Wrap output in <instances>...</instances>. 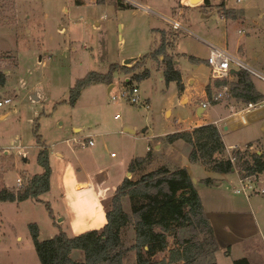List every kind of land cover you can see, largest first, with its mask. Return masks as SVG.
I'll use <instances>...</instances> for the list:
<instances>
[{
    "label": "rangeland",
    "instance_id": "rangeland-1",
    "mask_svg": "<svg viewBox=\"0 0 264 264\" xmlns=\"http://www.w3.org/2000/svg\"><path fill=\"white\" fill-rule=\"evenodd\" d=\"M137 1L153 12L137 6L122 7L118 0H0V72L6 74L0 99L11 98L10 103L0 106V189H17V178L22 177L25 184L43 172L39 162L43 147L50 151L51 166V188L40 195V200H0V264H41L32 224L38 227L41 241L61 231L73 237L90 229L102 230L112 196L129 175L130 163L148 157L129 177L138 179L164 165L186 167L207 206L220 202L228 208L230 202L247 195L250 202L244 200L242 205L250 213L236 214L232 219L226 214L224 219L237 229L242 223L253 228L251 214H256L264 232V172L252 175L254 181H247L250 187L243 192V164L235 167L240 176L234 171L214 172L190 160V144L161 139L214 122L228 147L225 157L244 154L245 150L244 158L251 162L258 150L264 156V119L240 122L234 112L247 104L231 93L236 78H224L228 86L216 88L207 61V43L226 48L254 69L252 82L264 94V0H209L210 5L204 0L194 4L185 0L184 5L181 0ZM158 14L180 21L188 32L175 29ZM160 39H166L167 53L178 63L184 90L177 81L166 80L164 56L147 57ZM113 64L119 67L112 84L93 83L82 91L75 105L70 103L72 88L79 79L90 72L107 73ZM137 64L135 72L122 67ZM233 68L240 70L236 65ZM146 69L148 77L134 76ZM208 84L213 95L221 96L216 103H209L213 95L206 92ZM134 85L142 97L138 104L127 97ZM113 95L119 99L114 101ZM204 101L209 104L200 116ZM77 127L82 130L75 132ZM89 139L93 145L88 144ZM251 141L252 149L248 146ZM206 177H213L214 184L220 182V186L197 183ZM84 181L91 182L92 187L78 190L75 183ZM124 208L131 212L129 197L124 199ZM121 237L129 247L134 243L135 230L128 225ZM257 240L254 236L238 243L231 257L228 248H221L216 253L219 264H235L236 259L243 258L239 256L243 249H251ZM175 246L174 237H169L168 249L153 260L168 258ZM257 252H248L256 263L264 258L263 241ZM72 257L85 259L81 250H74ZM136 259V251L131 250L123 261L135 264Z\"/></svg>",
    "mask_w": 264,
    "mask_h": 264
},
{
    "label": "trees",
    "instance_id": "trees-1",
    "mask_svg": "<svg viewBox=\"0 0 264 264\" xmlns=\"http://www.w3.org/2000/svg\"><path fill=\"white\" fill-rule=\"evenodd\" d=\"M105 0H98L103 3ZM210 5L209 0H204ZM120 6L128 8L118 0ZM221 7H224L222 5ZM228 12V11H227ZM232 17H238L236 12H230ZM164 33V30H155ZM174 43L170 41V45ZM164 56L163 65L168 82L177 81L181 90L185 85L178 63L167 53L166 39H160L157 47L148 54V58L159 59ZM145 57V58H147ZM137 66H122L124 70L137 69ZM119 66L113 64L107 73L90 72L77 81L71 91L70 103L75 105L82 91L93 83L112 84L114 74ZM251 72L241 69L231 76L236 78L232 84L231 93L240 103L260 102L264 96L258 92L252 82ZM150 75L148 69L136 73V78H145ZM6 74L0 72V86L4 85ZM129 85L130 80L126 81ZM226 79H216L217 87H227ZM208 95H213L211 86L206 88ZM212 97V96H211ZM216 103V101H214ZM38 141H41L37 134ZM166 143L183 140L191 145L190 160L200 162L214 172L228 173L233 167L243 164L242 168L249 175L257 176L264 172L263 154H253V162L244 158L248 153L236 152L237 163L225 157L226 145L221 132L215 123H207L194 130H183L164 137ZM249 147L251 144L248 145ZM223 155L218 158L216 155ZM50 151L43 147L39 154V162L44 167L43 172L27 179L20 189L3 187L0 189L2 201H24L27 199L40 200V195L51 188V166L49 163ZM149 159H136L130 163L129 170L135 173L138 166ZM213 181L208 177L203 182L210 184ZM129 197L131 212L124 208V199ZM53 215V213H52ZM107 222L102 230L90 229L79 235L70 237L61 231L55 237L41 241L38 227L31 225L33 240L41 264H124V257L131 251H136L135 264H217L216 253L222 248L215 234L214 227L205 212V208L193 181V176L186 167L171 168L167 165L142 174L138 179L126 177L116 188L112 196L111 208L106 213ZM132 226L135 230V240L131 246H125L122 240V229ZM174 237L177 244L169 250L168 258L153 260V257L168 249L169 237ZM74 250L84 252L83 261L72 257ZM235 264H251L248 258L235 260Z\"/></svg>",
    "mask_w": 264,
    "mask_h": 264
},
{
    "label": "crops",
    "instance_id": "crops-1",
    "mask_svg": "<svg viewBox=\"0 0 264 264\" xmlns=\"http://www.w3.org/2000/svg\"><path fill=\"white\" fill-rule=\"evenodd\" d=\"M96 1L98 2V0H96ZM181 1H183L182 4L184 5V3H185L184 1L185 0H181ZM189 2H190V0H189ZM143 6L145 8L144 10H146V11L150 10V8H148V6H145V5H143ZM150 11L153 12L152 10H150ZM159 16L162 19L175 20V19H171L170 17L163 16V15H159ZM178 22L180 23V21H178ZM181 26H182V24H181ZM182 27L184 29H186L184 26H182ZM185 32H188V29H186ZM258 92H260V91H258ZM260 93L264 96V94L262 92H260ZM260 102H261L260 106L253 108L252 110H250L247 113L248 123H249L250 120L251 121H259V120H263L264 119V99L262 101H260ZM260 102H258V103H260ZM203 103H206V102L204 101ZM203 103H202V106L199 107V109L202 108L200 116H204L205 110H206V107L203 106ZM245 107H243L241 110H243ZM241 110L237 111V113L240 112ZM237 113L234 112V114L237 115L238 118H239V114H237ZM6 115L7 114H4V116H6ZM239 120H240V118H239ZM229 121L230 120H228V122ZM240 122H241V120H240ZM210 123H214V122H210ZM242 124H244V123H242ZM195 126H199V125H195ZM226 128H229V124H228V126ZM81 130H82L81 128H78V127L75 128V132H80ZM252 143H253L252 141H251V143H249V144H251V146H250L251 149L253 148V144ZM157 146H159V145H157ZM226 148L228 150L227 146H226ZM256 152L258 154H262V151L258 150ZM234 172H237L238 176H240L237 169H235ZM129 176L130 175H128L127 177H129ZM206 178H208V177H206ZM210 178L213 179V181L210 184H206V183L203 182V179H205V178H202V179L198 180L197 183H201V184H203L206 187H212V186L216 185L215 187L218 188V186H220L221 183L220 182H216V184H214L215 179L213 177H210ZM75 184H76V188L78 190H87L88 188L92 187V184L89 181L76 182ZM197 189H198V187H197ZM198 192L200 194L199 189H198ZM200 197L202 199V202H203V205H204V208H205V212H206L207 216L209 217V219H210V221H211V223H212V225L214 227L215 234L217 236V239H218L219 243L222 246V249L225 250V248H228L230 250L229 253L227 254L228 257H231L232 250H233V247L235 245H237L238 243H241V242H243V241H245L247 239H250V238H252L254 236H257L258 239H259V241L257 240L258 243L254 244L251 247V249H247V248H245V250L243 249L242 253H240L241 255H239V256L248 258L249 261L251 262V264H260V263L264 264V258H262L260 260V262L256 263L253 259H251L250 255L248 253V252H256V253H258L257 250L260 248V244H261L262 241H263V246H264V232L260 228V224L257 222V215L256 214H251L253 216V220L252 221H254L253 228H251V226L248 227V226L244 225V223L241 222L243 225L241 227H239V229H237L234 223H231L230 220H225L224 219V216L226 214H230L231 215V219H232L236 214H244L245 212H249L248 209H246L242 205L244 200L246 202H250L249 197H247V195H245V196H243V197H245V198H243V200L236 199L235 201L230 202L228 208H224V206L220 202H217L216 205L214 204L215 207H212L211 203H209V206H207V204L204 202L201 194H200ZM213 202H214V200H213ZM217 207L219 209H217ZM212 208H215V209H212ZM220 213H224V214H220ZM242 218L245 219V217H242ZM249 250H251V251H249ZM216 261H217V264H219V261H218L217 258H216Z\"/></svg>",
    "mask_w": 264,
    "mask_h": 264
},
{
    "label": "built area",
    "instance_id": "built-area-1",
    "mask_svg": "<svg viewBox=\"0 0 264 264\" xmlns=\"http://www.w3.org/2000/svg\"><path fill=\"white\" fill-rule=\"evenodd\" d=\"M122 3H124L125 5H131V6H137L139 8L144 9V6L138 2L137 0H121ZM243 0H238V2H241ZM224 17V15H222ZM166 20L170 25H172L175 29H179L182 31H186V29H184L181 24L176 21V20H170V19H164ZM207 46L209 48V56H208V64L209 67L211 69V76L214 79H224L227 77H231L232 73L231 70L235 69L233 68V65H236L237 67L241 69H245V70H249L250 72L254 71V69L249 66L247 63H245L239 56L232 54L229 50H227L226 48L214 45L212 43H207ZM128 100L131 101L134 104H138L142 102V97L140 95V90L138 86H132L130 89V92L127 95ZM221 98V96L219 94H214L213 97L209 100V103L213 102V101H218ZM112 99L114 101H117L119 99L118 95H113ZM11 102V98H5L4 100L0 99V106H4L5 104H8ZM208 102L203 103L204 107H207ZM261 105L260 103H255V102H250L247 104V106L241 110L240 112H238L237 114H239V118L241 120L242 123L247 124L248 123V118H247V113L252 110L255 107H258ZM148 106V105H147ZM119 115H116V117H118ZM75 141H77L76 139H74ZM88 144L89 145H93L94 141L92 139L88 140ZM234 149L238 148L237 146L233 147ZM232 148V149H233ZM230 159L232 160V162L236 163L237 162V158L235 155L230 156ZM241 169V178L240 181L243 182V187L242 190L243 192L246 191L247 187H250L249 184H247V181H254L252 179V176L248 174V171L243 169L242 167ZM240 172V171H239ZM24 186V182L22 177L17 178V189H20ZM240 191V190H237Z\"/></svg>",
    "mask_w": 264,
    "mask_h": 264
},
{
    "label": "water",
    "instance_id": "water-1",
    "mask_svg": "<svg viewBox=\"0 0 264 264\" xmlns=\"http://www.w3.org/2000/svg\"><path fill=\"white\" fill-rule=\"evenodd\" d=\"M198 1H199V0H190V2L193 3V4H194L195 2H198ZM200 1H201V0H200ZM125 63H129V60H125ZM239 72H240V70H236V69H232V70H231V73H232V74H234V73H239ZM112 86H113V85H111L109 89H111ZM201 110H202V108L199 109V115H201ZM125 130L128 131V132H131V133H136V131H135L134 129H131V128H125ZM231 171H235V167H233ZM129 175H131V172H129ZM193 181H194V183H195V182H196V179L193 178Z\"/></svg>",
    "mask_w": 264,
    "mask_h": 264
}]
</instances>
